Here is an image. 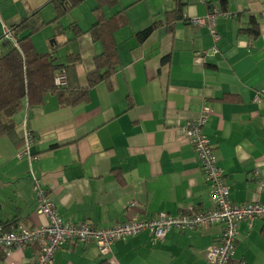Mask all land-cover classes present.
I'll use <instances>...</instances> for the list:
<instances>
[{
	"label": "crops",
	"instance_id": "0c3cea01",
	"mask_svg": "<svg viewBox=\"0 0 264 264\" xmlns=\"http://www.w3.org/2000/svg\"><path fill=\"white\" fill-rule=\"evenodd\" d=\"M121 0L105 11L109 18L127 9L129 23L115 33L119 65L109 81L90 90L87 103L60 107L49 94L41 107L17 117V146L0 139V231L5 223L36 227L34 177L53 196L66 222L112 227L133 217L183 215L214 207L202 162L180 128L204 116V131L237 205L264 204V0ZM95 0H87L60 23L53 0H0V40L36 10L49 23L32 37L40 53H52L73 86L86 89L103 47L90 29ZM217 7L214 31L192 24ZM180 10L178 13L177 10ZM177 12L181 20L168 13ZM258 37L241 33L252 26ZM159 22L144 42L136 34ZM58 29V31H57ZM2 42V41H1ZM67 74V72H66ZM25 140V139H24ZM136 206L132 207L131 204ZM239 237L230 264H264V221L238 223ZM223 225L171 230L162 241L149 232L115 242L102 255L96 242H70L54 264H208ZM37 246L0 249V264H32Z\"/></svg>",
	"mask_w": 264,
	"mask_h": 264
},
{
	"label": "built area",
	"instance_id": "2783aa9c",
	"mask_svg": "<svg viewBox=\"0 0 264 264\" xmlns=\"http://www.w3.org/2000/svg\"><path fill=\"white\" fill-rule=\"evenodd\" d=\"M220 11L215 7L208 16L196 18L191 22L194 26H208L215 39L220 37L213 30ZM10 33V30H9ZM54 84L57 88L68 86L65 72L59 73ZM264 95V89L261 92ZM206 113V111H204ZM180 128V132L190 140L197 158L202 162L206 179L211 187L214 207L207 211L192 212L183 215L159 213L145 218L133 217L127 222L112 226L100 227L88 222L73 223L64 221L57 210L56 202L40 179L34 177V191L37 195L38 214L47 219V223L36 227L17 225L9 232L0 233V249L7 254L14 249L37 246L38 252L32 264H54L55 255L70 242H96L102 255L111 251L112 245L120 240L149 232L156 241H162L173 229L198 230L212 225H223L224 231L216 246L207 253L208 264H230L234 258L239 237L238 223L246 221L250 226L256 220L264 221V204L254 203L237 205L230 199V190L214 147L204 131L206 115ZM25 146L32 143L29 132L24 135ZM130 206H136L135 203Z\"/></svg>",
	"mask_w": 264,
	"mask_h": 264
},
{
	"label": "trees",
	"instance_id": "16d2710c",
	"mask_svg": "<svg viewBox=\"0 0 264 264\" xmlns=\"http://www.w3.org/2000/svg\"><path fill=\"white\" fill-rule=\"evenodd\" d=\"M87 0H53L56 9V17L52 24L60 23L61 19L72 10L78 8ZM93 10L96 22L90 29V35L94 42H100L103 50L95 57L96 69L88 76L89 86L82 89L73 86L68 79V86L57 88L54 84L56 76L61 72H67L81 61L80 55L72 53L69 62L72 65H64L52 53H40L32 42V37L40 32L49 23L42 20L40 10H36L18 25L11 27L8 36L15 41L3 43L5 37L0 40V139L9 137L17 146L24 143V138L19 137V123L16 117L25 108L41 107L46 103L49 94L56 95L60 107H75L87 103L90 90L98 84L109 81L119 65L118 44L114 39L115 33L129 23L126 15L127 9L115 12L107 18L106 9H114L121 0H95ZM131 4H137L142 0H131ZM181 9L177 10L178 13ZM173 11L168 16L181 20ZM252 26L241 33H249L251 37H258L257 23L252 21ZM160 27L159 22H154L150 27L136 34L140 42L147 40L154 31ZM58 31V29H57ZM2 41V42H1ZM13 223H5L1 232L12 230ZM3 250V249H1Z\"/></svg>",
	"mask_w": 264,
	"mask_h": 264
},
{
	"label": "rangeland",
	"instance_id": "374dc122",
	"mask_svg": "<svg viewBox=\"0 0 264 264\" xmlns=\"http://www.w3.org/2000/svg\"><path fill=\"white\" fill-rule=\"evenodd\" d=\"M94 8H95V6H94ZM19 114H21V113H19ZM19 118H20V117H17L18 120H19ZM207 228H209V227H207Z\"/></svg>",
	"mask_w": 264,
	"mask_h": 264
}]
</instances>
